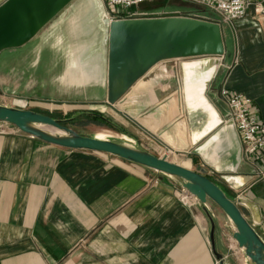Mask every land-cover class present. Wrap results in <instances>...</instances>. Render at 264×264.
<instances>
[{
	"label": "crops",
	"instance_id": "1",
	"mask_svg": "<svg viewBox=\"0 0 264 264\" xmlns=\"http://www.w3.org/2000/svg\"><path fill=\"white\" fill-rule=\"evenodd\" d=\"M226 27L231 39H226L220 72L206 97L227 121L229 111L218 91L240 94L264 121V15L250 6L244 20ZM169 63L155 65L136 82L113 107L116 119L135 126L163 156L172 151L192 155L196 168L190 170L205 168L207 178L230 200L242 197L256 205L259 225L246 209L241 211L264 242V154L249 161L239 142V161L229 148L207 159L195 152L204 140L192 142L210 121L204 109L184 102L182 116L169 110L155 115L180 89V64ZM94 92L86 91L87 98ZM153 114L156 132L140 122ZM176 124L181 149L158 139L160 131ZM181 187L179 179L108 154L54 147L19 131L2 134L0 264H246L226 215L211 203L207 209H188L176 198Z\"/></svg>",
	"mask_w": 264,
	"mask_h": 264
},
{
	"label": "water",
	"instance_id": "2",
	"mask_svg": "<svg viewBox=\"0 0 264 264\" xmlns=\"http://www.w3.org/2000/svg\"><path fill=\"white\" fill-rule=\"evenodd\" d=\"M66 9L70 13L80 83L85 88L100 84L107 90L106 103L110 106L160 62L197 59L187 67L180 63L183 84L186 80L202 84L200 97L204 101L201 99L199 108L210 117L194 142L204 140L195 152L209 159L217 151L234 149L239 161L240 144L232 122L224 121L206 97L224 56L219 25L188 18L110 22L101 0H0V53L24 46ZM211 110L215 116H211ZM63 123L33 111L0 106V124L13 126L45 144L108 154L179 179L181 191L187 192L199 208L207 209L212 203L226 215L234 227L232 240L242 251L246 264H264V242L241 211L246 209L252 223L259 225L257 206L242 197L230 200L207 178L205 168L191 171L169 162L166 156L158 158L134 148V141L126 140L125 145L81 136ZM44 127L57 132H48ZM213 231L212 227V234Z\"/></svg>",
	"mask_w": 264,
	"mask_h": 264
},
{
	"label": "rangeland",
	"instance_id": "3",
	"mask_svg": "<svg viewBox=\"0 0 264 264\" xmlns=\"http://www.w3.org/2000/svg\"><path fill=\"white\" fill-rule=\"evenodd\" d=\"M131 12L139 14L132 19L188 18L217 24L224 41V54L226 39H231L232 35L229 28L226 27L232 23L223 22L218 15L204 6L181 0H157L138 8H132ZM193 60L197 59L172 60L169 61V66H177L181 62ZM0 67L2 68L0 78L5 83L0 88V104L29 108L35 113L64 122L65 127L85 137L95 138L97 133L109 131L115 135L105 140L125 145H128L126 140L134 141V148L150 152L158 158L163 157V154L157 152L155 145H152L149 139L139 135L135 126L120 124L116 119L118 113L113 107L134 86L113 106L106 103L107 90L100 84L95 88L93 98H87L86 88L76 78L78 68L75 44L70 24V13L67 9L24 46L1 52ZM178 80L179 91L169 99L167 104L160 106L155 115H165L169 110L175 116L177 114L182 116L184 98L180 79L178 78ZM157 95L160 94L157 93ZM95 115H99L101 118L95 117ZM155 115L141 119V124L154 131L157 128L151 127L150 120ZM180 130V126L176 124L172 128L160 131L162 136L158 135V137L173 148L181 149L180 141L176 140L177 136H181ZM136 135H139L140 138H137ZM166 157L169 162L189 170L196 168V161L192 155L178 154L172 151ZM178 193H176V198L179 201ZM197 208L199 207H188L192 211ZM211 208L219 211V208H216L212 203Z\"/></svg>",
	"mask_w": 264,
	"mask_h": 264
},
{
	"label": "built area",
	"instance_id": "4",
	"mask_svg": "<svg viewBox=\"0 0 264 264\" xmlns=\"http://www.w3.org/2000/svg\"><path fill=\"white\" fill-rule=\"evenodd\" d=\"M157 0H102L106 15L110 22L132 19L139 14L131 12L132 8ZM204 6L218 15L223 22L234 23L247 17L250 6L255 7L256 15H264V0H181ZM218 98L229 110L228 120L232 122L243 154L247 160L253 161L264 154V121L260 119L253 102L244 96L225 88L218 91ZM18 132L7 124H0V135ZM179 201L192 208L199 207L197 202L187 193H178Z\"/></svg>",
	"mask_w": 264,
	"mask_h": 264
},
{
	"label": "bare ground",
	"instance_id": "5",
	"mask_svg": "<svg viewBox=\"0 0 264 264\" xmlns=\"http://www.w3.org/2000/svg\"><path fill=\"white\" fill-rule=\"evenodd\" d=\"M193 61H189V62H181V63H186L184 67H187L188 65H192ZM191 63V64H190ZM77 66V64H76ZM180 70H181V82H182V89H183V96H184V102L191 108H199L201 107V95H200V89L202 88V84H199L198 82H194V81H190V80H186V82L183 84V76H182V69L180 66ZM75 78V77H74ZM76 78L78 79V81L80 82V76L79 73H77ZM86 91H95V87L91 86L86 88ZM202 101H204L202 99ZM212 115H216L214 110H211V116ZM43 129H45L48 132H54L56 133V130H53L51 128H47L44 127ZM154 132L155 129H154ZM115 134L109 132V131H101L99 133L96 134L95 138L99 139V140H105L107 138L113 137ZM199 135L195 136L194 139L192 140L193 144L194 142L197 141ZM213 160V159H212ZM215 160V159H214Z\"/></svg>",
	"mask_w": 264,
	"mask_h": 264
},
{
	"label": "flooded vegetation",
	"instance_id": "6",
	"mask_svg": "<svg viewBox=\"0 0 264 264\" xmlns=\"http://www.w3.org/2000/svg\"><path fill=\"white\" fill-rule=\"evenodd\" d=\"M95 117H100L101 118V116H99V115H95Z\"/></svg>",
	"mask_w": 264,
	"mask_h": 264
}]
</instances>
